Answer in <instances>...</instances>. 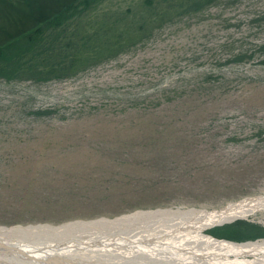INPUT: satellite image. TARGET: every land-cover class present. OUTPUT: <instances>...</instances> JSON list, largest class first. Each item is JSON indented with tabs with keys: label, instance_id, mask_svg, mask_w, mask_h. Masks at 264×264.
<instances>
[{
	"label": "rangeland",
	"instance_id": "rangeland-1",
	"mask_svg": "<svg viewBox=\"0 0 264 264\" xmlns=\"http://www.w3.org/2000/svg\"><path fill=\"white\" fill-rule=\"evenodd\" d=\"M125 1L92 9L113 25ZM31 81L0 78L1 226L211 209L264 190V0L221 2L74 77ZM213 229L260 240L264 216Z\"/></svg>",
	"mask_w": 264,
	"mask_h": 264
},
{
	"label": "trees",
	"instance_id": "trees-1",
	"mask_svg": "<svg viewBox=\"0 0 264 264\" xmlns=\"http://www.w3.org/2000/svg\"><path fill=\"white\" fill-rule=\"evenodd\" d=\"M110 1L0 0V78L72 77L126 52L143 32L200 15L229 0H126L130 16H119L113 25L104 13L92 9ZM86 10L100 15L97 22L89 13L83 15Z\"/></svg>",
	"mask_w": 264,
	"mask_h": 264
},
{
	"label": "bare ground",
	"instance_id": "bare-ground-1",
	"mask_svg": "<svg viewBox=\"0 0 264 264\" xmlns=\"http://www.w3.org/2000/svg\"><path fill=\"white\" fill-rule=\"evenodd\" d=\"M158 29L155 28L150 33L143 32L138 41L153 36ZM258 215L264 216V190L229 201L218 208L166 207L149 212L127 213L112 220L108 218L81 220L71 228L70 225L66 226L70 229L69 233L74 230L95 231L106 228L103 232L94 234L96 241L106 236L104 245L90 246L95 241L92 235H85L79 239L81 246L79 253L90 259L94 255L102 254L108 263L117 260L119 255L125 258L135 253V257L142 259L141 264H264V238L233 243L216 241L202 231L204 228L215 227L224 222L249 220ZM146 219L151 224H145L150 226L144 230L142 222L145 223ZM170 223L177 224L175 228L180 227L181 232L167 231L166 226L172 228ZM24 229L28 230L23 227L14 229L13 232L17 234L15 240L19 239L16 236L21 235L17 232ZM37 229L40 231V240H44L41 234L52 235V230L45 225H38ZM58 229H63V226L59 225ZM58 231L63 233L66 230ZM7 232L9 231L4 230L1 233L7 235ZM254 235L258 234H250V237L253 238ZM156 239L158 242L155 244ZM38 252L40 264H53L48 261L56 264L55 259L48 258L52 252L57 253L52 245L40 244ZM247 255H251L253 259H247ZM12 262L0 257V264H14Z\"/></svg>",
	"mask_w": 264,
	"mask_h": 264
},
{
	"label": "water",
	"instance_id": "water-1",
	"mask_svg": "<svg viewBox=\"0 0 264 264\" xmlns=\"http://www.w3.org/2000/svg\"><path fill=\"white\" fill-rule=\"evenodd\" d=\"M75 224V222H73ZM73 223H69L70 228L74 226ZM172 228L166 226L167 231H172L173 233H180V227L175 228L177 224H171ZM37 226H28V230H21L20 236L18 240H15V232L14 229L18 227H11L8 234L0 235V257L5 258L9 261H13L14 264H40L38 252V245L40 244H50L53 249L57 252H52L48 257L50 259H55L56 264H141L142 259L139 257H135V253H132L129 257H120L118 259L113 260L111 263H108L105 260V256L102 254L94 255L92 259L81 255L79 252L81 250V246L79 244L80 236L73 235L69 233L70 229H55L49 228L52 230V235H44L41 234L44 240H40V231ZM6 229V228H2ZM13 229V230H12ZM11 230V231H10ZM58 230H66L63 233ZM13 232V233H12ZM33 232V233H32ZM29 233V234H28ZM158 235H162L163 233H157ZM94 243L90 246H99L104 245L106 242V236L102 237L100 241H96V236H93ZM42 241V242H40ZM158 242V239L155 240V244ZM21 248L23 251H21ZM146 249V247H141ZM134 256V257H133ZM132 257V258H130ZM61 260V261H60ZM143 260H146V258ZM132 261V263H130ZM55 264L53 261H48ZM176 264V263H174ZM183 264H192V263H183Z\"/></svg>",
	"mask_w": 264,
	"mask_h": 264
}]
</instances>
